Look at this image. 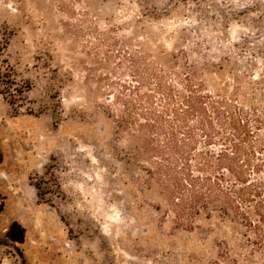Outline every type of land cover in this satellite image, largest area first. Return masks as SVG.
<instances>
[{
    "label": "rangeland",
    "instance_id": "rangeland-1",
    "mask_svg": "<svg viewBox=\"0 0 264 264\" xmlns=\"http://www.w3.org/2000/svg\"><path fill=\"white\" fill-rule=\"evenodd\" d=\"M149 45L185 52L208 86L226 83L264 117V0H0V71L30 86L16 111L0 94V264L218 259L222 226L178 227L148 159H134L140 141L118 127L127 60ZM48 167L51 205L30 184L53 186Z\"/></svg>",
    "mask_w": 264,
    "mask_h": 264
},
{
    "label": "trees",
    "instance_id": "trees-1",
    "mask_svg": "<svg viewBox=\"0 0 264 264\" xmlns=\"http://www.w3.org/2000/svg\"><path fill=\"white\" fill-rule=\"evenodd\" d=\"M147 50L127 60L132 84L118 85V127L141 143L134 159H148L178 227L192 231L202 216L222 226L218 259L197 264H264V117L226 83L208 86L205 67L181 63L185 52ZM15 86L0 71V94L16 111L30 86ZM51 181L30 179L38 203L53 204L60 186Z\"/></svg>",
    "mask_w": 264,
    "mask_h": 264
},
{
    "label": "water",
    "instance_id": "water-1",
    "mask_svg": "<svg viewBox=\"0 0 264 264\" xmlns=\"http://www.w3.org/2000/svg\"><path fill=\"white\" fill-rule=\"evenodd\" d=\"M21 232V229L19 227V225L17 223L12 225V229L10 231V236L12 237V239L17 240L19 238V234Z\"/></svg>",
    "mask_w": 264,
    "mask_h": 264
}]
</instances>
